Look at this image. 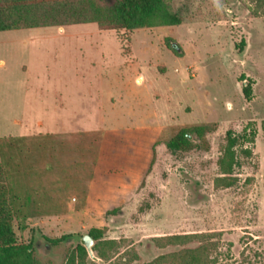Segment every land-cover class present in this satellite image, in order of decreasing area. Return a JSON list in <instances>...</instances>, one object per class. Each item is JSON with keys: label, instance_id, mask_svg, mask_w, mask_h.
<instances>
[{"label": "rangeland", "instance_id": "374dc122", "mask_svg": "<svg viewBox=\"0 0 264 264\" xmlns=\"http://www.w3.org/2000/svg\"><path fill=\"white\" fill-rule=\"evenodd\" d=\"M170 4L181 26L103 32L87 24L0 33V136L23 133L26 156L19 159L24 175L5 167L12 180L3 186L17 196L18 243L33 242L42 264H68L94 228L118 247L102 260L94 242L97 260L88 253L86 264H148L197 248L206 249L209 264H264V17L255 18L247 0ZM245 84L252 88L249 100ZM17 117L23 126L15 125ZM184 125L211 131L201 139L190 134V150H169ZM147 126L166 128L134 202L115 216L66 212V197L83 202L86 181L76 179L70 164L90 162L91 139L100 140L103 130ZM229 131L238 138L236 182L218 188ZM51 139L85 151H49L56 148ZM27 198L32 202L25 205ZM173 235L190 237L161 247L152 240ZM64 236L58 246L45 240Z\"/></svg>", "mask_w": 264, "mask_h": 264}, {"label": "trees", "instance_id": "16d2710c", "mask_svg": "<svg viewBox=\"0 0 264 264\" xmlns=\"http://www.w3.org/2000/svg\"><path fill=\"white\" fill-rule=\"evenodd\" d=\"M247 1L254 5L251 8V13L255 18L264 17V0ZM182 23V18L172 10L170 0H105L102 3L99 0H0V33L87 24H97L102 31H137L158 27H178ZM171 50L174 54L180 55L179 46H172ZM243 92L249 100L252 96L251 86L245 84ZM210 131L211 128L208 125L183 126L167 143V148L175 152L190 150L194 147V143L189 140L190 134L201 139ZM101 136L100 140L89 137L91 141L86 151L88 158H90L87 167L88 182L92 178L99 155L103 134ZM254 136L255 133L251 132L250 137L252 138L249 139H253ZM226 141L227 145L223 156L218 162L222 175L216 180L218 188H230L235 184L236 179L233 178V175L235 168L239 165L236 151L238 138L232 131H229L226 135ZM54 144H56V148L50 147L49 151L51 149L56 152L60 150L63 154L72 151L79 154L85 151L84 148L79 146L73 148L74 145L65 144L63 141L56 143L54 140ZM156 145L153 148L152 166L155 161ZM6 155L8 157L6 162H12L14 158L24 160L26 157L21 145L19 144L17 147L15 143L9 144L7 152H2L4 159H6ZM91 158L93 159L91 160ZM7 166H11V163L8 165L0 163V264H42L35 257L33 242L27 245L18 243L13 222L21 213L17 207V196L11 195V191L9 192L3 186V183H9L12 180H9L11 176L7 173V168H5ZM85 195L86 190L83 201ZM31 202L32 200L27 198L24 203L28 205ZM120 211L121 208L109 211L106 216H115ZM89 236L95 242L93 249L98 259H108L106 250L118 247L117 241L104 239V229L94 228L90 231ZM67 237L69 236H64L58 240L49 238H45V240L51 246H58ZM189 237V235H173L156 237L152 240L161 247L164 244L168 246L184 243ZM205 251V248L185 249L168 256H161L148 264H167L169 260L173 264H209L210 259L205 255ZM86 257H88L86 248L79 245L76 252L70 256L68 264H86Z\"/></svg>", "mask_w": 264, "mask_h": 264}, {"label": "crops", "instance_id": "0c3cea01", "mask_svg": "<svg viewBox=\"0 0 264 264\" xmlns=\"http://www.w3.org/2000/svg\"><path fill=\"white\" fill-rule=\"evenodd\" d=\"M137 82L141 83V79H137ZM18 118L14 121L15 125L23 126L24 124ZM165 128L147 126L134 129L103 130L102 144L89 182L88 162L69 163L73 175L79 176L76 179L80 178V182L86 181V195L81 203L76 195L66 197L64 204L66 212L75 213L78 216L105 215L109 211L130 206L151 174L153 148ZM24 139L23 133L20 136H0V163H3L5 158L2 152L8 151L9 144L15 143L17 147L20 144L23 151ZM4 160L8 161L7 155ZM10 163L9 167L15 168L17 177L24 175L25 162L22 160L19 162L17 158L16 162H6L7 165ZM35 166L33 162V168ZM85 174L87 175L83 178ZM52 191L56 192L57 189ZM52 193L49 196L56 198V193Z\"/></svg>", "mask_w": 264, "mask_h": 264}, {"label": "water", "instance_id": "95a60500", "mask_svg": "<svg viewBox=\"0 0 264 264\" xmlns=\"http://www.w3.org/2000/svg\"><path fill=\"white\" fill-rule=\"evenodd\" d=\"M176 47V46H175ZM93 239L90 236H85L82 239V245L86 248L89 255L94 259L97 260V258L93 255L92 246H93Z\"/></svg>", "mask_w": 264, "mask_h": 264}]
</instances>
